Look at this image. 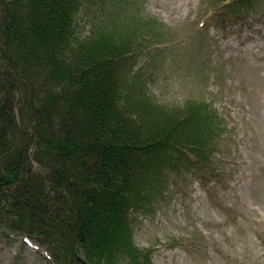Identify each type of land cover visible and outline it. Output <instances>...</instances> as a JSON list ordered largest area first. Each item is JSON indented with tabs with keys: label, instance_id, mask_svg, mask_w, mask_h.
<instances>
[{
	"label": "trees",
	"instance_id": "obj_1",
	"mask_svg": "<svg viewBox=\"0 0 264 264\" xmlns=\"http://www.w3.org/2000/svg\"><path fill=\"white\" fill-rule=\"evenodd\" d=\"M88 1L0 0V222L60 246L57 260L153 264L130 209L165 189L159 165L214 172L224 124L203 102L162 104L129 78L143 44L127 18L80 35ZM209 2L232 3L233 16L257 5Z\"/></svg>",
	"mask_w": 264,
	"mask_h": 264
},
{
	"label": "rangeland",
	"instance_id": "obj_2",
	"mask_svg": "<svg viewBox=\"0 0 264 264\" xmlns=\"http://www.w3.org/2000/svg\"><path fill=\"white\" fill-rule=\"evenodd\" d=\"M254 1L237 20L209 0H89L78 14L82 36L127 18L143 44L129 78L162 104L203 102L224 124L214 172L159 165L165 189L130 209L134 242L153 264H264V0ZM12 229L0 222V264H73L56 259L60 246Z\"/></svg>",
	"mask_w": 264,
	"mask_h": 264
}]
</instances>
